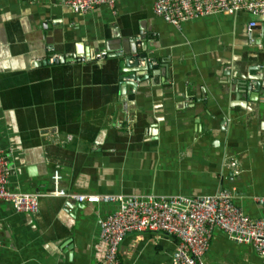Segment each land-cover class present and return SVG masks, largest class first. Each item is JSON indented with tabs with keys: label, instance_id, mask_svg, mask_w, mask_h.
Returning a JSON list of instances; mask_svg holds the SVG:
<instances>
[{
	"label": "crops",
	"instance_id": "obj_1",
	"mask_svg": "<svg viewBox=\"0 0 264 264\" xmlns=\"http://www.w3.org/2000/svg\"><path fill=\"white\" fill-rule=\"evenodd\" d=\"M52 53L58 59L49 62ZM140 56L152 66L138 70ZM255 78L264 80V18L245 10L177 29L153 12V0L85 13L63 0H0L8 187L41 193L36 212L0 202V264H104L100 223L116 205L69 193L228 190L250 219L264 217V104ZM176 242L133 231L117 255L120 264H169ZM202 261L264 257L215 228Z\"/></svg>",
	"mask_w": 264,
	"mask_h": 264
},
{
	"label": "built area",
	"instance_id": "obj_2",
	"mask_svg": "<svg viewBox=\"0 0 264 264\" xmlns=\"http://www.w3.org/2000/svg\"><path fill=\"white\" fill-rule=\"evenodd\" d=\"M74 12L85 13L105 4L115 12L117 0H63ZM245 10L264 18V0H153V12L177 29L188 19L211 13ZM256 26L248 23V31ZM105 52L98 53L101 58ZM58 56L52 53L49 62ZM236 169V162L228 163ZM9 160L0 148V202L16 211L36 212L39 192L9 189ZM78 202L112 203L115 206L101 221L99 239L105 244L104 264H120L117 249L123 237L133 231H159L177 239L169 264H203L213 229L223 231L237 243L249 244L264 257V217L250 219L233 201L228 190L204 195H125L111 193H69ZM1 246V241H0Z\"/></svg>",
	"mask_w": 264,
	"mask_h": 264
},
{
	"label": "water",
	"instance_id": "obj_3",
	"mask_svg": "<svg viewBox=\"0 0 264 264\" xmlns=\"http://www.w3.org/2000/svg\"><path fill=\"white\" fill-rule=\"evenodd\" d=\"M139 39H136V44H139V41H137ZM130 55L127 57L128 61L130 60ZM141 59V60H140ZM47 61H49L47 59ZM140 61H143V63L141 65H139V62ZM129 64V63H128ZM135 66H137L139 69L138 70H146L148 69L149 67L152 66L151 64V61H148L144 56H140V57H137L133 63ZM257 79V88H258V91L260 92L261 91V102L264 104V80H262L261 78H255ZM263 110H264V105H263ZM83 203V202H81ZM77 205V204H76Z\"/></svg>",
	"mask_w": 264,
	"mask_h": 264
}]
</instances>
